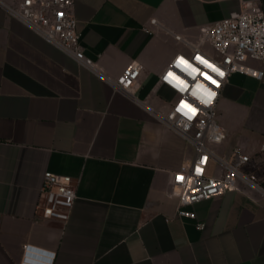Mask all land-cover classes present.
<instances>
[{"label": "crops", "instance_id": "1", "mask_svg": "<svg viewBox=\"0 0 264 264\" xmlns=\"http://www.w3.org/2000/svg\"><path fill=\"white\" fill-rule=\"evenodd\" d=\"M8 1L0 0V264H21L25 244L53 252L52 264H264V195L228 190L184 206L195 217L181 215L169 182L195 150L157 117L173 97L159 72L187 49L175 33L196 41L202 24L236 16L245 0H75L85 53L100 71L11 15ZM133 59L144 71L129 96L103 75ZM216 115L228 134L216 145L222 153L238 144L257 151L264 76L232 72ZM46 171L77 181L66 223L37 209Z\"/></svg>", "mask_w": 264, "mask_h": 264}, {"label": "built area", "instance_id": "2", "mask_svg": "<svg viewBox=\"0 0 264 264\" xmlns=\"http://www.w3.org/2000/svg\"><path fill=\"white\" fill-rule=\"evenodd\" d=\"M4 3L11 15L22 20L79 63L98 70L94 59L85 53L82 44L75 0H10ZM151 22L156 23L157 18H151ZM175 37L187 49L176 51L159 72V82L172 89L173 97L164 108L157 111V117L181 134L195 150L191 162L175 170L169 182L168 190L179 197L178 212L195 217V212L186 210L184 206L219 196L228 190H246L264 195V137L255 152H249L244 145L238 144L229 155H225L216 146L224 142L228 135L217 119L216 104L220 90L230 74L243 71L258 78L264 76V7L261 0H245L236 16L202 24L196 41L181 33H175ZM196 56L214 65L224 75L220 76L195 60ZM178 57H183L217 83L214 85L199 74L195 75V79L185 74L181 70L184 65L177 67ZM250 60H259L260 65H253ZM143 71L144 63L133 59L118 75L103 76L115 90L136 96L135 91ZM169 71L185 81L188 85L186 91L181 92L172 78L165 79ZM197 84L203 85V90L197 91L193 97L191 93L196 90ZM181 100L197 109L191 120L176 112ZM205 157L206 160L203 159ZM211 162L212 172L209 171ZM194 167H199L202 172L194 174ZM177 175H182L184 181H177ZM76 197V180L67 174L46 171L37 209L41 210L45 218L66 223ZM199 226H203V222ZM24 248L25 255L21 264H52L53 252L30 244H25Z\"/></svg>", "mask_w": 264, "mask_h": 264}, {"label": "snow or ice", "instance_id": "3", "mask_svg": "<svg viewBox=\"0 0 264 264\" xmlns=\"http://www.w3.org/2000/svg\"><path fill=\"white\" fill-rule=\"evenodd\" d=\"M195 60L199 61L201 64L207 66L210 68L213 72H217L220 76H223L224 73L220 71L218 68H216L214 65L210 64L208 61L204 60L200 56L194 57ZM177 67L179 68L181 65H184L185 71H188V74L195 79V75L199 74L202 75L205 79L209 80L212 84H216L217 82L212 79V77L208 76L206 73H201L199 69L193 67L188 61L184 60L183 57H178L177 58ZM172 78L173 80L176 81L177 87L180 89L181 92L186 91L188 88V85L185 83L184 80L180 79V77L176 76L173 72L169 71L166 74L165 79ZM203 90V85L197 84L196 85V90L191 93L193 97L197 95V91ZM214 95V94H212ZM209 99H211V96H209ZM176 112L181 113L183 116L187 117V119L191 120L197 113V109L193 108L190 104H187L184 100H181L179 105L176 108ZM206 160L207 158H203ZM199 161H197V164ZM202 170L199 167H194V174H200ZM176 180L183 182L184 177L182 175H177Z\"/></svg>", "mask_w": 264, "mask_h": 264}, {"label": "bare ground", "instance_id": "4", "mask_svg": "<svg viewBox=\"0 0 264 264\" xmlns=\"http://www.w3.org/2000/svg\"><path fill=\"white\" fill-rule=\"evenodd\" d=\"M184 68H185V67H184ZM184 68H181V70H182L185 74L189 75V74H188V71H185ZM189 76H190V75H189ZM190 77H191V76H190Z\"/></svg>", "mask_w": 264, "mask_h": 264}, {"label": "rangeland", "instance_id": "5", "mask_svg": "<svg viewBox=\"0 0 264 264\" xmlns=\"http://www.w3.org/2000/svg\"><path fill=\"white\" fill-rule=\"evenodd\" d=\"M213 165V164H212Z\"/></svg>", "mask_w": 264, "mask_h": 264}]
</instances>
